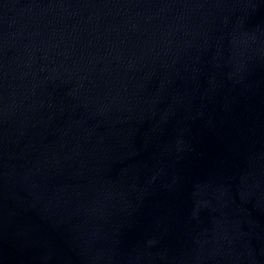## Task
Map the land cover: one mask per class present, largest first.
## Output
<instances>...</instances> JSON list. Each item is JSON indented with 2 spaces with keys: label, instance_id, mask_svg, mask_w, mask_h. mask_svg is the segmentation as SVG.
Segmentation results:
<instances>
[{
  "label": "water",
  "instance_id": "1",
  "mask_svg": "<svg viewBox=\"0 0 264 264\" xmlns=\"http://www.w3.org/2000/svg\"><path fill=\"white\" fill-rule=\"evenodd\" d=\"M0 264H264V0H0Z\"/></svg>",
  "mask_w": 264,
  "mask_h": 264
}]
</instances>
